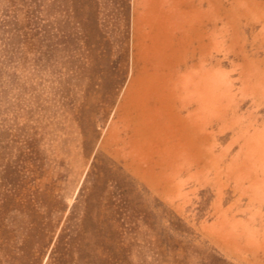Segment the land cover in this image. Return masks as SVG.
<instances>
[{
	"label": "rangeland",
	"instance_id": "obj_1",
	"mask_svg": "<svg viewBox=\"0 0 264 264\" xmlns=\"http://www.w3.org/2000/svg\"><path fill=\"white\" fill-rule=\"evenodd\" d=\"M0 264H264V0H0Z\"/></svg>",
	"mask_w": 264,
	"mask_h": 264
}]
</instances>
